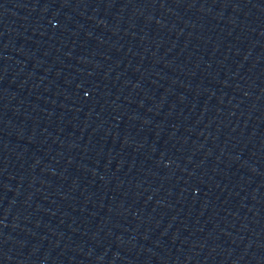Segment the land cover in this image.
Returning a JSON list of instances; mask_svg holds the SVG:
<instances>
[{
    "label": "water",
    "instance_id": "95a60500",
    "mask_svg": "<svg viewBox=\"0 0 264 264\" xmlns=\"http://www.w3.org/2000/svg\"><path fill=\"white\" fill-rule=\"evenodd\" d=\"M0 264H264V0H0Z\"/></svg>",
    "mask_w": 264,
    "mask_h": 264
}]
</instances>
